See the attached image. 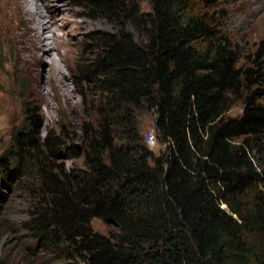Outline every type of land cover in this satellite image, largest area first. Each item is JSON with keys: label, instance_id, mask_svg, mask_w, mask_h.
I'll return each instance as SVG.
<instances>
[{"label": "trees", "instance_id": "1", "mask_svg": "<svg viewBox=\"0 0 264 264\" xmlns=\"http://www.w3.org/2000/svg\"><path fill=\"white\" fill-rule=\"evenodd\" d=\"M74 1L89 18L126 12L125 0ZM148 1L150 12H128L142 41L124 28L95 33L101 45L80 56L76 85L93 82L101 98L96 123L69 148L82 165L66 168L58 138H40L39 108L25 101L0 169H32L26 227L68 260L264 264V54L241 63L211 11L218 0ZM236 100L242 112L228 116ZM142 108L155 115L158 156L140 133ZM93 218L116 230L94 231Z\"/></svg>", "mask_w": 264, "mask_h": 264}, {"label": "rangeland", "instance_id": "2", "mask_svg": "<svg viewBox=\"0 0 264 264\" xmlns=\"http://www.w3.org/2000/svg\"><path fill=\"white\" fill-rule=\"evenodd\" d=\"M10 0H0V6ZM12 1V0H11ZM74 0H38L39 5L50 14L57 13L60 26L56 30L66 44L69 56L62 62L65 81L71 102L60 99L57 91L49 85L47 73L50 60H39L33 64L30 57L25 61L16 56L5 24L0 21V155L12 149V134L23 120V103H32L39 108L41 117L40 138L54 134L61 143L60 158L67 169L81 166L82 158L74 157L71 148L85 134L87 123H96L97 106L101 98L97 85L93 82L77 86V67L85 47L100 46V41L89 40V35L109 33L117 35L123 28L137 42L142 36L128 19L132 6H138L141 13L151 11L148 0H125L126 12L109 18H89L86 11L76 7ZM137 4V5H136ZM211 11L217 12L223 29L238 46L245 66L258 53L264 54V0H218ZM88 50V49H87ZM86 51V50H85ZM93 55L96 50H92ZM90 54H84V57ZM36 73H32V68ZM44 90L46 98L40 96ZM81 92V94L79 93ZM102 101V100H101ZM243 104L236 100L229 108L228 116H238ZM139 130L145 143L154 156L160 155L164 144L160 143L154 127L155 115L142 108L138 111ZM147 133H153L156 141L148 145ZM30 168V167H29ZM36 181L32 169L22 177L12 171L0 169V260L6 264H85L79 260H68L56 252L45 249L31 235L26 227L36 202L30 193L29 184ZM91 226L94 231L108 235L116 226L107 225L98 218H93Z\"/></svg>", "mask_w": 264, "mask_h": 264}, {"label": "bare ground", "instance_id": "3", "mask_svg": "<svg viewBox=\"0 0 264 264\" xmlns=\"http://www.w3.org/2000/svg\"><path fill=\"white\" fill-rule=\"evenodd\" d=\"M57 13L45 11L38 0H10L0 6V21L5 24L16 56L33 64L39 60H50L47 73L49 85L55 89L62 100L70 103L67 82L65 81L62 62L69 56L63 37L56 30L60 26ZM36 73L32 68V73ZM40 96L46 98L44 90Z\"/></svg>", "mask_w": 264, "mask_h": 264}, {"label": "built area", "instance_id": "4", "mask_svg": "<svg viewBox=\"0 0 264 264\" xmlns=\"http://www.w3.org/2000/svg\"><path fill=\"white\" fill-rule=\"evenodd\" d=\"M146 140L148 145L153 144L156 141L155 135L153 133H147Z\"/></svg>", "mask_w": 264, "mask_h": 264}]
</instances>
